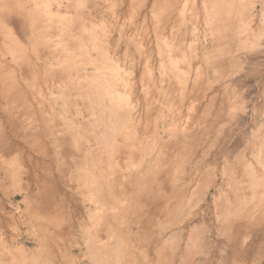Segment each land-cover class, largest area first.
<instances>
[{
  "label": "rangeland",
  "instance_id": "1",
  "mask_svg": "<svg viewBox=\"0 0 264 264\" xmlns=\"http://www.w3.org/2000/svg\"><path fill=\"white\" fill-rule=\"evenodd\" d=\"M0 263L264 264V0H0Z\"/></svg>",
  "mask_w": 264,
  "mask_h": 264
},
{
  "label": "bare ground",
  "instance_id": "2",
  "mask_svg": "<svg viewBox=\"0 0 264 264\" xmlns=\"http://www.w3.org/2000/svg\"><path fill=\"white\" fill-rule=\"evenodd\" d=\"M112 125V124H111ZM107 143V142H106ZM98 144V143H97ZM262 157V156H261ZM259 162V161H258ZM262 162V161H261ZM263 163V162H262ZM200 168V167H199ZM198 168V169H199ZM195 170V169H194ZM205 171V170H204ZM186 172V171H185ZM185 180H187V179H185ZM186 184H187V182H186ZM228 185V184H227ZM193 186V185H192ZM190 188L191 187H189V190H190ZM48 190V189H47ZM191 191H193V190H191ZM194 191H196L195 189H194ZM189 192V191H188ZM87 193V192H86ZM93 193V192H92ZM194 193V192H193ZM192 194V193H191ZM190 196V195H189ZM226 196V195H225ZM97 198V197H96ZM94 199V198H93ZM186 199V198H185ZM102 200V199H101ZM205 200V199H204ZM92 201V200H91ZM186 202H188L187 200H186ZM93 203V202H92ZM182 203V202H181ZM226 203V202H225ZM224 203V204H225ZM187 204V203H186ZM186 204H184V205H186ZM227 204H229V202L227 203ZM194 205V204H193ZM226 205V204H225ZM227 206V205H226ZM42 209V208H41ZM205 210V209H204ZM40 211V210H39ZM44 212V211H43ZM206 212V211H205ZM226 212H227V210H226ZM190 214V213H189ZM226 214V213H225ZM38 215V214H37ZM191 215V214H190ZM203 215V214H202ZM223 215V214H222ZM191 216H193V214L191 215ZM46 217V216H45ZM46 230V229H45ZM103 233V232H102ZM37 238V237H36ZM42 244V243H41ZM107 246V245H106ZM102 247V246H101ZM103 248V247H102ZM43 249V248H42ZM104 249V248H103ZM111 251H112V249H111ZM109 252V251H108ZM103 255H105V254H103ZM115 256V255H114ZM117 257V256H116ZM111 258V257H110ZM11 259V258H10ZM25 260V259H24ZM118 261V260H117ZM116 261V262H117ZM96 262V261H95ZM104 262V261H103ZM1 264V263H0Z\"/></svg>",
  "mask_w": 264,
  "mask_h": 264
}]
</instances>
